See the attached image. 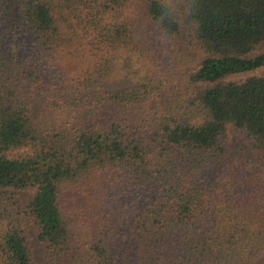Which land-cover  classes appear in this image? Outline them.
<instances>
[{"label": "trees", "instance_id": "16d2710c", "mask_svg": "<svg viewBox=\"0 0 264 264\" xmlns=\"http://www.w3.org/2000/svg\"><path fill=\"white\" fill-rule=\"evenodd\" d=\"M196 5L0 0V264H264V0ZM124 53L180 84L105 88Z\"/></svg>", "mask_w": 264, "mask_h": 264}, {"label": "rangeland", "instance_id": "374dc122", "mask_svg": "<svg viewBox=\"0 0 264 264\" xmlns=\"http://www.w3.org/2000/svg\"><path fill=\"white\" fill-rule=\"evenodd\" d=\"M182 73V71L175 72L173 67L168 65H163L162 67L157 65L155 66L151 64L146 57H142L137 54L133 55L130 53H124L116 74L104 84V87L108 89H116L137 85L151 79H162L170 82V85L167 86V88H169L180 84V74ZM251 76H264V70L235 75L228 78L227 81L242 82ZM227 135L228 144L230 145H236L242 142L241 135L232 127H228ZM103 183L107 184L106 188L110 191L112 188L111 181H109V179H105L103 180ZM62 203L67 213H71L73 211L77 212L83 205L82 198L75 194H69ZM30 241L33 243L32 245L35 249L34 254L36 257V263L49 264L45 256H43L41 248L37 246L33 235L30 236Z\"/></svg>", "mask_w": 264, "mask_h": 264}, {"label": "clouds", "instance_id": "9594fccd", "mask_svg": "<svg viewBox=\"0 0 264 264\" xmlns=\"http://www.w3.org/2000/svg\"><path fill=\"white\" fill-rule=\"evenodd\" d=\"M196 6V0H160L157 24L161 30V42H164L167 36L166 26L182 15H191Z\"/></svg>", "mask_w": 264, "mask_h": 264}]
</instances>
